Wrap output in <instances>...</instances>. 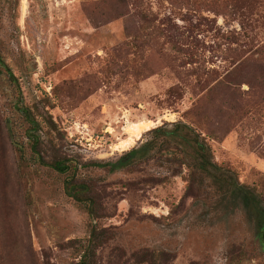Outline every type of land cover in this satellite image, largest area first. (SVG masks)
Listing matches in <instances>:
<instances>
[{"label": "rangeland", "instance_id": "rangeland-1", "mask_svg": "<svg viewBox=\"0 0 264 264\" xmlns=\"http://www.w3.org/2000/svg\"><path fill=\"white\" fill-rule=\"evenodd\" d=\"M263 43L264 0H0V264H77L96 228L99 264H264L185 169L97 166L180 122L264 199Z\"/></svg>", "mask_w": 264, "mask_h": 264}, {"label": "trees", "instance_id": "trees-1", "mask_svg": "<svg viewBox=\"0 0 264 264\" xmlns=\"http://www.w3.org/2000/svg\"><path fill=\"white\" fill-rule=\"evenodd\" d=\"M260 52L261 58L264 59V43ZM0 66L7 73L10 81H15L12 72L1 59ZM33 127L31 131L36 129ZM149 134L152 135L149 141H146L138 149H132L133 155L130 163L141 164L153 159L159 162L161 168H165L168 173L167 177L181 173L185 169L187 171V190L196 202L200 199L199 196L206 198L209 197L208 195H214L211 204L214 206L215 214L222 208L242 211L246 220L252 224L255 238L260 247L264 249V199L257 194L254 188L240 184L232 170L214 162L211 148L205 138L190 125L180 122L168 124L166 127H158L150 131ZM29 138L33 146L37 148L38 139L36 136ZM38 156L37 154L34 157L38 159ZM2 164L0 158V196L4 193L6 181ZM120 164L109 163L104 164L103 167L107 168L109 172H116L124 165L122 162ZM51 166L56 168L57 162H53ZM162 182L155 180L151 184ZM201 193L206 194L202 196ZM199 204L202 207L207 205L200 200ZM0 216L3 220L7 216L6 209L2 204L0 205ZM102 234V231L97 228L91 230V236L86 241L77 264H99L97 250L104 238Z\"/></svg>", "mask_w": 264, "mask_h": 264}, {"label": "flooded vegetation", "instance_id": "flooded-vegetation-1", "mask_svg": "<svg viewBox=\"0 0 264 264\" xmlns=\"http://www.w3.org/2000/svg\"><path fill=\"white\" fill-rule=\"evenodd\" d=\"M144 143L142 142V143H140L137 147H135L134 149H138V148H140L142 145H143ZM132 155H133V152L132 151H130L129 153H127V154H125V155H123V156H121L119 159H117V160H115L114 162H111V164H118V165H121L120 163L122 162L124 165H122L118 170H121V169H123V168H125L126 166H128L129 165V163H130V160H131V157H132ZM98 166V168H100V169H103L104 167H103V164H98L97 165ZM56 171H58L59 173H61V174H64V173H66L67 172V167L66 166H64V165H61L60 163H57V166H56V168H54ZM71 187H75V185H71ZM77 193V192H76ZM80 193V192H79ZM69 194H71L70 192H69Z\"/></svg>", "mask_w": 264, "mask_h": 264}, {"label": "water", "instance_id": "water-1", "mask_svg": "<svg viewBox=\"0 0 264 264\" xmlns=\"http://www.w3.org/2000/svg\"><path fill=\"white\" fill-rule=\"evenodd\" d=\"M7 129L9 130V126H8V124H7Z\"/></svg>", "mask_w": 264, "mask_h": 264}, {"label": "bare ground", "instance_id": "bare-ground-1", "mask_svg": "<svg viewBox=\"0 0 264 264\" xmlns=\"http://www.w3.org/2000/svg\"><path fill=\"white\" fill-rule=\"evenodd\" d=\"M139 129V128H138ZM139 136V133H138V135H137V137Z\"/></svg>", "mask_w": 264, "mask_h": 264}]
</instances>
